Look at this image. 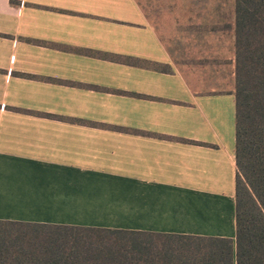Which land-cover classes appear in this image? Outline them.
Wrapping results in <instances>:
<instances>
[{
  "label": "crops",
  "instance_id": "1",
  "mask_svg": "<svg viewBox=\"0 0 264 264\" xmlns=\"http://www.w3.org/2000/svg\"><path fill=\"white\" fill-rule=\"evenodd\" d=\"M224 10L167 30L138 0H0V239L68 247L77 229L126 231L106 238L130 240L143 264L235 246Z\"/></svg>",
  "mask_w": 264,
  "mask_h": 264
},
{
  "label": "trees",
  "instance_id": "2",
  "mask_svg": "<svg viewBox=\"0 0 264 264\" xmlns=\"http://www.w3.org/2000/svg\"><path fill=\"white\" fill-rule=\"evenodd\" d=\"M236 239H210L198 264H264V0H235ZM73 246L32 244L39 237L0 239V264H143L126 231L77 229ZM98 238H94V234ZM103 238V239H100ZM7 240V241H6ZM50 237L42 241H49ZM2 242V243H1ZM81 242V246L76 244ZM140 262V263H139Z\"/></svg>",
  "mask_w": 264,
  "mask_h": 264
},
{
  "label": "rangeland",
  "instance_id": "3",
  "mask_svg": "<svg viewBox=\"0 0 264 264\" xmlns=\"http://www.w3.org/2000/svg\"><path fill=\"white\" fill-rule=\"evenodd\" d=\"M141 6L148 8L152 18L156 20L160 25L167 30H175L176 27L185 30L187 19L193 16L198 19L196 23H202L204 20L211 18L208 9L216 8V5L224 8L223 19L216 20L221 21L217 28H227L231 25V31L217 32L218 39H225V49H228L229 42L234 41V22L235 13L234 6L235 0H138ZM218 3V4H217ZM195 9V10H194ZM193 10L194 13L191 12ZM209 17V18H208ZM208 18V19H207ZM212 19V18H211ZM204 24V23H203ZM202 24V25H203ZM201 25V29L204 26ZM196 31L199 36L202 35L200 27ZM207 28V27H205ZM225 30V29H224ZM224 36V37H223ZM223 37V38H222ZM230 48V46H229Z\"/></svg>",
  "mask_w": 264,
  "mask_h": 264
}]
</instances>
